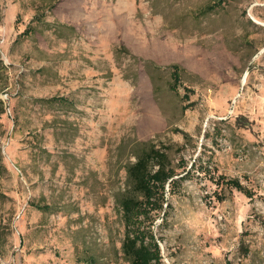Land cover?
I'll list each match as a JSON object with an SVG mask.
<instances>
[{"label": "rangeland", "instance_id": "rangeland-1", "mask_svg": "<svg viewBox=\"0 0 264 264\" xmlns=\"http://www.w3.org/2000/svg\"><path fill=\"white\" fill-rule=\"evenodd\" d=\"M148 140L211 170L166 188L162 263L264 264V0H0V264H129Z\"/></svg>", "mask_w": 264, "mask_h": 264}, {"label": "trees", "instance_id": "trees-1", "mask_svg": "<svg viewBox=\"0 0 264 264\" xmlns=\"http://www.w3.org/2000/svg\"><path fill=\"white\" fill-rule=\"evenodd\" d=\"M170 69L176 84L180 69L178 66ZM58 100L62 102V99ZM172 149V146L158 145L154 140L135 142L132 146L133 160L125 165L126 190L118 199L125 228L121 251L129 264H163L159 239L153 234L152 224L160 213L166 216V188L173 194L182 182L201 173L204 177L211 173L210 164L202 157H197L190 165L184 158L175 162L170 154ZM210 179L214 181L213 177ZM215 183L252 196L238 179L218 175Z\"/></svg>", "mask_w": 264, "mask_h": 264}]
</instances>
